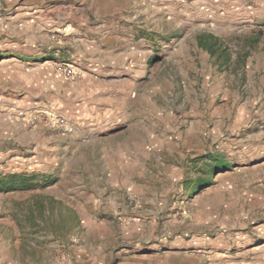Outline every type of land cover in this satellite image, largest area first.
<instances>
[{
  "label": "rangeland",
  "instance_id": "rangeland-1",
  "mask_svg": "<svg viewBox=\"0 0 264 264\" xmlns=\"http://www.w3.org/2000/svg\"><path fill=\"white\" fill-rule=\"evenodd\" d=\"M2 87L39 171L0 176V264H264V0H0Z\"/></svg>",
  "mask_w": 264,
  "mask_h": 264
},
{
  "label": "crops",
  "instance_id": "crops-1",
  "mask_svg": "<svg viewBox=\"0 0 264 264\" xmlns=\"http://www.w3.org/2000/svg\"><path fill=\"white\" fill-rule=\"evenodd\" d=\"M99 31V30H96ZM110 33H107V35L109 36ZM23 38V35L21 36ZM2 51L6 52V54H9L8 57L11 63H13L14 65L9 67L8 69H6V71L4 72L3 78H10L12 79L13 75H19L22 76V72L24 69V62L27 61L26 57L30 56L26 50L24 48L18 47L15 43L12 42V44H5V46L2 48ZM112 53H108L107 55H110ZM86 61L88 63L93 62L92 60H88L86 59ZM98 60H94V62H96ZM114 59L108 57L106 60H104V64L106 66V71L108 73H111L114 70V66H112L113 64H115ZM121 61V60H120ZM122 62V61H121ZM73 65L77 64L76 61L72 62ZM80 64V68H83L81 63ZM74 67V66H73ZM45 69V67H44ZM75 69V68H74ZM42 69L39 68L37 71V74L34 76L35 78H37V80L39 81L40 84L45 83L46 86L51 85L52 88L55 90V93L57 94V96L59 95L60 92V88L58 86L59 83V79L56 78V76L51 73V69L50 70H44L41 71ZM118 71L115 69V73H117ZM25 75V74H24ZM26 76V75H25ZM52 82V83H51ZM51 83V84H50ZM78 83L80 82H76L74 83V85H78ZM63 84V82H62ZM4 87L0 88V90H3ZM72 89V88H71ZM63 91V93H67L65 91H67V89H63L61 90ZM76 90L72 89V93H70L69 96H74L75 94L77 95ZM67 96V94H66ZM24 101L19 102V100H15L16 104H15V111H19L23 110V114H27L24 113L26 112V108L28 107L27 103V98L23 99ZM38 111L41 112H45L43 109H38ZM29 113V112H28ZM24 116V115H23ZM25 119V118H23ZM24 125L19 123L18 125L15 123V125H7V132L8 133H16V135H8L6 137H0V164L1 161L5 162L4 166H0V170L2 168H6V171L3 172V174H1L0 171V176H4V175H12V174H18L19 176H23V175H27L30 173H36L39 171V168L35 167V168H27L26 167V162L28 161L25 153L27 152V148H25L26 146V140L25 138H21L19 137V133L25 131V128L23 127ZM5 126H2V129ZM74 173L75 177H78L77 172H72ZM62 198L60 200L63 201V198H68L69 200L67 202H72L74 201V197H67L64 194H61ZM74 213L77 214L78 210L74 207ZM9 237V236H8ZM1 246L3 249H8L9 247V238L8 241L6 239L2 240Z\"/></svg>",
  "mask_w": 264,
  "mask_h": 264
},
{
  "label": "built area",
  "instance_id": "built-area-1",
  "mask_svg": "<svg viewBox=\"0 0 264 264\" xmlns=\"http://www.w3.org/2000/svg\"><path fill=\"white\" fill-rule=\"evenodd\" d=\"M55 67L56 70L63 74L66 79L72 80L75 76L74 72L72 71L69 65L59 64ZM47 125L50 128H53L58 132H61L66 135H71L75 132V127L63 117H50L47 120Z\"/></svg>",
  "mask_w": 264,
  "mask_h": 264
},
{
  "label": "trees",
  "instance_id": "trees-1",
  "mask_svg": "<svg viewBox=\"0 0 264 264\" xmlns=\"http://www.w3.org/2000/svg\"><path fill=\"white\" fill-rule=\"evenodd\" d=\"M213 46H214V44L211 43V38H209V37L208 38L202 37V38L198 39V47L201 49H204L205 51L209 52L210 54L215 53ZM206 183H207V180H206V182H203L202 185H206Z\"/></svg>",
  "mask_w": 264,
  "mask_h": 264
}]
</instances>
